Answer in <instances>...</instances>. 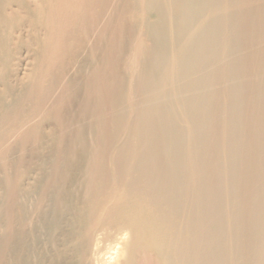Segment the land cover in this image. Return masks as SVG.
<instances>
[{
	"label": "bare ground",
	"instance_id": "6f19581e",
	"mask_svg": "<svg viewBox=\"0 0 264 264\" xmlns=\"http://www.w3.org/2000/svg\"><path fill=\"white\" fill-rule=\"evenodd\" d=\"M141 9L149 20L143 33L150 45L134 48V60L122 62L125 75L120 74V87L113 93L108 116L114 129L106 134L124 137L116 155L118 169L110 176L103 171L98 155L94 154V163L85 166L74 155L78 159L70 168V180L77 188L64 195L55 190L48 199L45 194L47 206L37 219L39 231H27L11 264H56L51 245L54 237L60 235L66 243H73L71 252L85 264L98 263L105 242L110 240L106 234L109 228H114L115 238L124 235L120 238L123 258L119 264H137V256L146 253L151 254L154 264H264V0H143ZM27 11L35 25L46 13L40 4ZM49 22L54 23L52 18ZM3 23L7 24V20ZM53 33L47 34L49 41L53 40ZM10 41L7 32L0 33V124L14 113L24 97L34 95V81L40 77L43 62L47 63L45 54L52 51L50 42L34 39L37 66L27 77L35 84L18 96L20 102L13 99L8 104L7 97L16 94L7 70ZM41 47L43 52L38 50ZM50 64L49 61L43 71L48 78L53 70ZM17 67L11 75L15 80L20 74L25 76L26 56L18 59ZM126 72L131 76L140 74L135 87L127 81ZM62 83L63 80L59 84ZM50 89L51 86L46 90ZM36 93L39 98L46 95L43 99L49 95L43 90ZM52 105L46 115L54 117ZM43 111L38 108L34 114L41 116ZM52 125L49 132L55 130ZM34 174L28 175L26 183L34 180ZM108 176L115 177L118 183L108 201L119 200L105 210L96 202ZM94 179L101 181L100 188L92 186ZM45 188L41 189L44 193ZM123 199L126 206L119 202ZM30 201L22 205V223L32 215ZM92 202L95 208L91 211ZM79 221L84 222L85 228L76 231Z\"/></svg>",
	"mask_w": 264,
	"mask_h": 264
},
{
	"label": "rangeland",
	"instance_id": "374dc122",
	"mask_svg": "<svg viewBox=\"0 0 264 264\" xmlns=\"http://www.w3.org/2000/svg\"><path fill=\"white\" fill-rule=\"evenodd\" d=\"M142 1L143 0H50L51 3H49V0H0V33L4 34V32H7V38L11 40L9 45L10 47L8 48L9 56L7 54L9 58V63L7 64L8 67L7 70L9 69L8 72L10 73L8 74L7 72V74L9 77V82L10 83L13 82L11 85L14 87L16 93L15 96L13 97H7V103L8 104L12 103L13 99L15 102H17V100L18 102H20V99H17L18 96L23 95L27 91V88H29V86L31 88V85L36 83L35 88L33 89V91L36 90L35 92H33L34 95L33 96L30 95V97H24L25 99L23 98L22 102L20 104H17V109L14 111V113L9 115L10 117L7 116L8 119L4 120V122L0 124V150L2 152L0 153L2 157L1 156L0 157L4 158L3 160L0 159V171H2L0 172V225H1L0 238L2 237V240L0 239V264H11L15 250L17 249L19 250V248L22 247L24 241L26 240L25 237L27 231L32 229H34L32 231H37V229H39V224L37 223V219L39 218L40 215L43 214V212L46 211V206H47L46 198L48 199V197L52 195L53 191L58 190L59 192H61V194L63 193L64 195L68 191L70 192L71 190L73 192V190L77 188V186L73 184L72 180H70L72 177L70 174L72 170L70 168L75 167L74 165L77 163L78 158H80V160L82 159L81 160V162H83L82 166L83 165L85 166L86 163L89 164L90 163L92 164V162L94 163L95 162L94 154H96V156L98 155L100 159V165L103 167L102 168L103 171L109 172L110 176L118 169L117 168L118 162L116 159L117 158L116 155L118 154L117 151H119L118 146L124 143V137L115 136L114 139L112 136L108 135L111 131V128L114 129L111 119H109L110 117L108 116H110V109L112 107L111 104H113L112 102H114L113 93L117 89V87H120V82L118 80L120 74L125 75L124 74L125 70L122 67V62L124 61L129 63L130 60H134L133 57L134 48H137L138 50L140 48H144V47L146 48V46L148 47L150 45L147 38L145 37V34L143 33L144 25H146L145 22L149 20L147 15H145L144 11L141 9ZM38 4H40L42 8L44 7L46 9V13H43V16H40L41 17L40 24L35 25L34 23L36 21L28 17L27 10L33 9L34 6ZM50 18L53 19L54 23L49 22ZM4 20H7V24L3 23ZM50 32H54L53 40L51 39V41H49L47 38ZM92 37L93 39L90 40ZM129 38L130 40H128ZM34 39H37L38 41H41L42 39L47 40L48 42H50V44H52L51 45L52 51L49 50L45 54V56L47 58V63L50 61L52 64V66L50 64L51 67L49 66V68H53V70L51 69V73H49V76L50 75L52 76H50L51 78L50 77L48 78L47 75L43 73V71L46 70L47 63L43 62L44 66L40 68L39 71V74L41 73L40 74L41 78L40 77L36 78V81H34L35 83L33 82V80L27 77V75L31 71H34L37 66V62L34 58V53L36 52L35 51L36 40L34 41ZM99 41L101 42V44ZM98 46L101 48H99ZM42 48L43 47L38 48V50H40V52H43ZM21 55L27 57L28 67L26 68L27 70L25 76H21L20 74L18 78L15 80L13 77H11V75L16 72L18 68L17 62L18 59L22 57ZM120 55L122 58L121 61H120ZM133 75L134 76L128 74L127 76L128 80L126 79L127 81L129 82L131 81V83H133L131 84V87L133 86L135 87L137 85L136 81L139 80L138 76L140 77V74L139 75L133 74ZM62 80L64 83H62L61 85L59 83H61ZM64 84H67L68 86L67 85L64 86ZM49 86H51L50 91L46 90ZM108 86H110L109 89ZM56 89L57 92L54 93ZM42 90L47 91L49 93V95L47 96V98L45 97V99H43V96L46 95H43L42 98H39L37 96L38 94L36 92ZM105 90L108 93H106ZM49 101L51 103H48ZM49 104L50 105L55 104L52 105L54 107L53 108L54 117H52V115H46L47 109L49 108L48 106H50ZM38 108L42 110L44 109V111L42 112L44 114H41V116L38 115L37 113L34 114ZM48 110H50V108ZM96 110L97 111L100 110V112L98 113ZM107 110L109 114L106 113ZM99 121L102 123H100ZM52 124H55L54 125L55 130L54 132L52 131L49 132L48 130L49 128L50 129L52 128L53 126ZM24 125L26 126L24 127ZM21 128L24 130H21ZM100 128H101V132H99ZM20 130L21 132L19 133ZM70 130L73 132H71ZM107 132L108 134H106ZM2 148L4 151L2 150ZM61 148H65V149H61ZM66 149H68V151ZM95 150H97V153H94ZM62 151L65 153H63ZM44 153L46 155L45 157H44ZM74 155L78 157L76 158V160L74 158L75 157ZM10 158L12 159L9 160ZM5 160H7L10 164L7 163V161L5 162ZM67 166L69 167L67 168ZM24 168H26L27 172ZM53 169H55V171ZM33 172L35 173L33 176L35 181L33 180L34 182L32 181L30 183H26L27 177L31 176ZM112 178L108 176L107 177L108 181L105 182L104 180V183H102V186L104 187L103 188L104 192L101 197L99 196L100 197L99 201L96 202L97 204L100 203L105 210L107 208L111 209L112 206L116 204L115 200H119V199H115V200L113 199L108 201L109 195L111 194L113 188L117 189L118 187L116 178L115 177L113 179ZM18 180L20 182H18ZM48 180L51 181L49 182ZM97 180L98 179L92 180L91 184L93 187L98 188L99 186L100 188L101 181L100 180L97 181ZM8 183L10 186L7 185ZM42 183L45 185H43ZM39 184L41 185L39 186ZM37 185L38 187H36ZM44 188H45V193L42 192V190L44 191ZM34 189L36 190L33 191ZM39 191L42 193H39ZM30 192L33 193V196H31L32 194ZM45 194L49 196L46 197ZM28 195L31 196L30 197L31 199L29 198V200H26L28 199ZM36 195L37 197L40 195L38 198L39 200L37 199V197H35ZM12 197L14 200L11 199ZM20 199L22 203L21 201H19ZM41 199L42 201H40ZM27 201L31 202L30 205L33 202L31 206L33 211H32V215L30 214L31 216L29 217V219L27 221H24V223H22L20 213L23 209L22 205L26 204ZM119 202L124 203L125 206L126 204H128L125 203L124 199ZM35 203L38 204L37 205L38 207H36ZM33 205H35V207ZM76 205L80 206L78 204ZM13 206H15L16 208H14ZM94 208H95V202H92L89 205V209H91L92 211L94 210ZM9 216L11 218H9ZM91 216L94 217L93 212ZM79 228L80 229L85 228L84 222L79 221V227L77 225L76 231L79 230ZM37 232L36 234L38 236ZM14 233H16L17 235ZM113 233H114V228L107 229L106 234L107 237L110 238V240L105 242L104 249L99 257V261L98 263L95 264H119V262L122 260L123 257L121 253L122 248L120 245V241L121 239L124 238V235L122 234L121 236L115 238L113 236L114 235ZM57 234L58 233L56 232L55 235ZM57 236H59V234ZM11 239H13V241H11ZM13 242H15L14 245L12 244ZM68 243L65 242V238L62 237L61 235L59 237L56 236L54 237V243L51 245V250L53 252H51V254L52 253L56 254V260H57L56 264H62V263L85 264L83 260L81 261V258L78 255L74 254V252H71V245H73V243L72 242H70V244ZM10 249H13L14 251ZM143 262L144 264H150V262L151 264H154L150 253L140 254L139 256H137V264L138 263L143 264Z\"/></svg>",
	"mask_w": 264,
	"mask_h": 264
}]
</instances>
